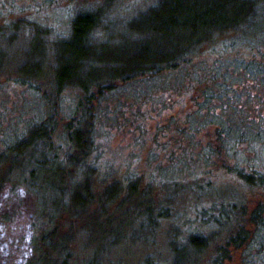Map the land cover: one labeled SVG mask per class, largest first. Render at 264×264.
I'll return each mask as SVG.
<instances>
[{"label": "rangeland", "instance_id": "1", "mask_svg": "<svg viewBox=\"0 0 264 264\" xmlns=\"http://www.w3.org/2000/svg\"><path fill=\"white\" fill-rule=\"evenodd\" d=\"M46 1L0 0V143L13 135H23L32 123L50 119L56 124L51 139L61 156L70 147L65 134L71 116L78 118L83 108H89L93 122L89 157L96 158L97 166L87 180L94 201L84 202L83 207L78 204L89 196L84 180L73 185L77 171H70L65 187L57 188L39 183L32 187L18 177L16 169L11 180L0 188V264H23L31 256L36 264H50V245L63 233L70 238L65 245L67 264H86L90 260L94 264H173L171 242L177 241L180 246L191 233L203 235L205 244L199 253L188 254L180 264H212L216 249L240 227H245L250 237L259 234L250 220L258 204L264 202V184L259 185L258 180L247 184L234 171L222 168L223 156L213 153L210 164H205L200 158L205 151L198 143V139L208 141L206 130L210 134L222 130V115L235 124L261 111L248 113L258 102L247 103L245 86L237 81L231 82L236 92H231L233 100L229 102L243 105V112L237 113L232 106L215 116V104L203 101L217 96L218 89L199 83L197 70L217 62L219 54L211 51L220 48L223 41L236 39L235 32L213 38L196 49L189 57L190 63L181 69L127 82H106L101 94L91 90L94 97L88 103L78 87L57 92L53 84L55 43L68 34L74 13L100 12V22L89 39L95 57L110 60L106 64L113 67L115 59L124 56L121 52L142 37L136 33V19L159 0ZM242 46L241 52H227L223 60L242 63L236 55L243 57L245 66L252 52ZM93 65L100 72L98 76L113 75L112 70L102 69V63L94 61ZM257 76L261 82L260 72L252 73L250 78L256 80ZM249 91L264 98L262 84L259 88L251 86ZM195 100L202 111L196 107L193 112ZM172 135L183 137L186 147L179 150L171 142ZM240 152L236 159L258 170L262 165L264 168V136L259 139L247 132ZM234 161L230 155V163ZM126 177L131 180L126 181ZM107 194L114 196L112 202L105 203ZM148 208L154 210L151 219L145 213ZM222 208L229 217H220L219 225L211 216L218 215ZM43 230L53 232L47 246L39 245ZM112 240L117 241L110 243ZM34 246H39L38 250ZM247 249L245 245L229 247V259L223 264H244L249 253L256 254V247Z\"/></svg>", "mask_w": 264, "mask_h": 264}, {"label": "trees", "instance_id": "2", "mask_svg": "<svg viewBox=\"0 0 264 264\" xmlns=\"http://www.w3.org/2000/svg\"><path fill=\"white\" fill-rule=\"evenodd\" d=\"M45 2L47 3L46 0ZM100 15V12L87 10L74 13L68 34L55 43L53 53L52 75L56 91L59 92L66 87L76 86L83 91L88 103L94 97L91 90L93 89L97 95L101 94L105 89L106 82L115 80L127 82L143 76L154 77L164 70L181 69L190 63L189 57L196 49L209 41L212 42L213 38L216 39L218 36L235 32L236 39L223 41L220 43V48H214L211 51L217 56L219 54L220 59L213 64L203 65L197 70L199 83H205L209 87L218 89L217 96L206 97L203 101L215 104L213 107L215 108L213 111L215 116L220 115L218 111L224 114L225 110H229L232 106L237 113L243 112V105L235 106L233 102V105H230L229 102V99L233 100L231 92L235 91L231 82L237 81V83H242V87L245 86L244 94L245 98H248L247 103L258 102V106L249 110L248 113L254 109L261 111L256 117L248 118L245 122L242 119L241 122L237 121L235 124L224 120L222 115V130L215 131V134H210L206 130L209 137L207 142L198 139V143H202L201 148L205 151L200 158L205 164H210L213 153L216 156H223L220 164L222 168L234 171L247 184H255L256 180L259 181V185L264 184L263 165L258 170L252 168L251 164H245L239 161V158L236 159L241 155L240 149L244 141L246 142L247 132L251 131L259 139L264 136V104L262 105L264 98L249 91L251 86L259 88L261 84L264 85V0H159L140 18L136 19L134 22L138 29L136 33L142 37L129 44L125 52H121L124 56L116 58L113 67L106 64L110 60L100 58V56L96 58L92 51L93 47L89 36L99 24ZM253 27L257 30L252 31ZM261 27H263V31H261ZM145 35L148 36L145 37ZM242 45H246L252 52L249 57L250 61L245 66L242 64L243 57L236 55L235 58L242 63L238 62L236 65L234 61L226 62L223 60L227 52L236 50L237 53L241 52L244 48ZM41 47L42 45L39 46L40 51H43ZM90 61L102 63L104 65L102 69L112 70L113 75L105 77L102 75L104 73H101L98 76L100 72L93 68V62ZM259 72L262 76L261 82H259V76L255 77L256 80L250 78L252 73L259 75ZM205 96L211 95L205 93ZM259 99L262 101L260 105ZM198 104V100H195L193 112L196 107L202 111ZM83 110L82 115L78 118L76 115L71 116L72 118L66 126L65 139L70 147L61 156L56 153L58 148L54 147L51 139L56 124L50 119L32 123L23 135L16 137L13 135V137L0 143V188L16 169L18 177H22V180L32 187H36V184L39 183L51 187L57 185V188L65 187L67 184L66 176L69 177L70 171L71 173L77 171L78 179L74 180L73 185L84 180L83 186L89 196L87 201L79 200L78 204L83 207L86 205L84 202H93L94 196L90 193V183L87 180V175H91V172L94 173L97 166L96 158L90 159L89 157L93 149V122L89 108L87 110L83 108ZM208 110L212 113L211 109ZM84 114L87 116L85 117ZM33 125L34 127H32ZM165 130L163 129V131ZM170 138L179 150L186 147L187 141L183 137L172 135ZM230 155L235 160L233 163H230ZM174 156L177 157L176 154ZM89 159L90 161H88ZM21 162L23 164L20 167ZM129 180L131 177H126V181ZM111 191L116 190L112 189ZM104 197L105 203L114 200V196L111 194L104 195ZM68 213L72 216L77 214V212ZM145 213L151 219L154 210L148 208ZM224 215L226 218L229 217L222 208L221 212L211 216V219L220 225L222 224L220 217L225 219ZM92 219L96 218L92 217ZM250 222L256 225L259 234L256 232L257 235L250 237L248 230L243 226L240 227L235 235L228 237L224 246L216 249L212 264H223L225 260L229 259V247L240 248L244 245L249 247L247 250L256 247V254L250 255L249 253L244 264H264V202H260L252 212ZM64 234H59V240L50 245L53 256L48 263L67 264L69 253L66 251L65 245L70 238L68 234ZM52 235L53 232L50 234L45 230L41 231L39 237L41 244L39 245L47 246V243H51ZM204 239L201 234L191 233L179 243L180 246L176 244L177 241H172L173 264H180L190 253H199L205 244ZM116 241L112 240L110 243ZM38 248L39 246H34L35 250ZM96 254L97 252L95 256ZM31 257L25 258L23 264H36L35 259ZM45 262L47 261L45 260ZM86 264H94V262L90 260ZM148 264L156 263L148 262Z\"/></svg>", "mask_w": 264, "mask_h": 264}]
</instances>
